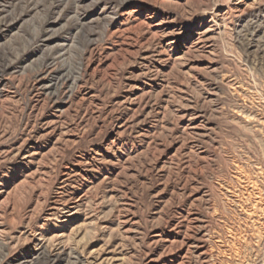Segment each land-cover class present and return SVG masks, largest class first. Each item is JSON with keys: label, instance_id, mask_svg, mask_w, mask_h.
I'll list each match as a JSON object with an SVG mask.
<instances>
[{"label": "rangeland", "instance_id": "obj_1", "mask_svg": "<svg viewBox=\"0 0 264 264\" xmlns=\"http://www.w3.org/2000/svg\"><path fill=\"white\" fill-rule=\"evenodd\" d=\"M0 264H264V0H0Z\"/></svg>", "mask_w": 264, "mask_h": 264}]
</instances>
